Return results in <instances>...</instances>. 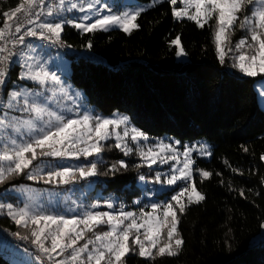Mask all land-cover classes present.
I'll return each instance as SVG.
<instances>
[{"label": "trees", "instance_id": "obj_1", "mask_svg": "<svg viewBox=\"0 0 264 264\" xmlns=\"http://www.w3.org/2000/svg\"><path fill=\"white\" fill-rule=\"evenodd\" d=\"M21 3L0 0V27L6 20L3 12ZM173 8L166 0L143 13L137 20L139 27L130 34L120 30L85 33L66 25L60 37L73 51L70 80L101 113H127L152 137L206 139L213 147L212 161L201 162L212 175L196 178L205 199L188 205L183 214L177 212L184 240L179 255L153 260L140 257L137 250L125 257V264H264V238L252 245L264 231V111L255 90L257 78L229 69V59L238 52L236 43L245 37L250 42V36L238 22L221 63L214 44L215 21L201 28L191 20H176ZM177 37L189 57L187 64L176 60L177 47L171 41ZM84 50L87 56L80 55ZM19 71V65L11 70L5 97ZM115 145L113 140L103 145L96 176L77 177L69 184L14 176L0 184V204L8 201L22 207L27 196L31 206L36 190L45 194L58 190L66 198H84L88 204L99 197L103 202L109 199L114 209L139 215L145 206L143 202L135 205L134 200L140 196L138 182L148 167L135 153L125 155ZM48 159L39 157L26 172L43 169ZM0 227L28 237L25 240L36 246L30 228L18 226L5 208L0 209ZM100 232L103 229L97 227L93 236ZM0 264L11 262L0 253Z\"/></svg>", "mask_w": 264, "mask_h": 264}, {"label": "snow or ice", "instance_id": "obj_2", "mask_svg": "<svg viewBox=\"0 0 264 264\" xmlns=\"http://www.w3.org/2000/svg\"><path fill=\"white\" fill-rule=\"evenodd\" d=\"M183 7L177 10L173 8L172 14L176 18H187L194 21L197 26L203 28L209 21L214 20V44L221 63L224 62L227 52L225 48L230 42V35L234 31V26L239 22L241 29H247L250 33L249 38H241L235 45L237 50L247 46L248 52L241 51L236 56L234 67L248 77L264 75V0H181ZM66 0H59L58 6H48L47 15H53V11L60 9L72 11L78 9L80 12H86V9H93L94 3L87 2L78 5L70 3L65 8ZM172 5H177V0H170ZM38 6H44V0H24L11 11L3 12L6 18L3 27H0V86L6 82L8 65L11 58L15 55L7 44L12 37L13 47L16 44H23L25 36L39 37L40 39L59 42L61 32L65 23L72 24L78 30L88 33L98 29L107 31L109 26H119L125 33H131L139 25L137 18L141 15L140 11L123 12L122 14H110L102 19H96L92 23H85L84 20L90 17L81 18V22L75 20H65L62 22H40L36 20L44 14L43 7L37 12ZM105 8L108 5H104ZM190 9L194 12L190 13ZM247 12L243 18L240 13ZM22 13L21 16L17 14ZM15 18L16 26L14 31L9 20ZM26 20L29 24H35V28L29 27L21 34L23 24ZM36 28L40 29L39 32ZM177 47L176 55L184 56L186 53L180 45V39L177 37L171 41ZM90 49L91 43L87 45ZM227 51H232L228 48ZM32 65H28V71L21 73L20 79H30L45 85L51 80L54 84H60V80L55 74L43 70L32 71ZM64 96L67 91L61 88ZM8 107H13V101H16L22 94L18 91H12L10 94ZM23 106L21 111L35 115V118L43 121L41 127H37L34 119H25L23 121L10 122L5 125L4 120H0V127L11 128L15 133L20 134L22 128L28 129L27 140L11 138L10 143L13 146L10 150L0 154V161L8 162V166H0V184H4L10 178L26 174L28 180L43 179L44 183L69 184L79 178H87L97 175V164L91 163L90 166H81L75 170L71 167H61L59 170L48 171L46 177L39 173L42 169H36L35 172H26L32 167L33 161L39 157H59L75 158L80 156L85 158L93 154H99L102 151L100 142L108 139L112 132L111 128L127 124V117L121 119L102 118L100 116L83 115L80 118L66 119L64 115L58 114L47 107L41 106L34 100L29 102L30 93H24ZM40 95V93H36ZM47 116V120L44 117ZM36 133L35 136L32 134ZM132 141L147 140L146 134L135 127L125 128L123 136L119 132L115 133L117 141L115 147L120 148L125 155L130 154L133 149L128 147L125 138L129 137ZM191 149H185L182 161V167L175 169L178 175H172L166 182L168 185L175 184L178 180L188 181L192 177L191 165L193 161L189 158ZM247 151V149H245ZM165 153H172L165 155ZM140 156L146 164L151 166L159 160L165 163L168 160H178L176 149L170 144L163 142L147 151L140 150ZM264 159V156L261 157ZM122 167H126L120 162ZM116 170V165L112 166ZM212 174L208 171H201L200 176L209 178ZM144 179V177H141ZM157 181L160 177L157 175ZM187 195V204L183 198ZM243 195V192H241ZM205 197L197 191L194 182L189 186H184L179 192L173 195L170 201L164 204H151V212L140 211L136 213L121 211L118 214L111 212H88L84 217L67 218L64 215L42 214L33 212L29 204L23 207L14 208L11 203L0 204V209L7 208V215L18 225L30 228L31 242L36 245L38 250L47 256L52 264H125V257L138 250V255L142 258L155 259L156 257L178 256L182 250L184 240L178 230L179 217L177 212L183 214L188 205L199 203ZM174 202V203H173ZM96 207V205H92ZM107 207L112 208L109 203ZM127 221V223H125ZM107 224L109 230L95 233L93 238H89L85 243L78 246L80 240L85 239L86 232H93L94 228ZM35 226V227H32ZM264 227V225H262ZM143 230V231H141ZM17 235H19L17 233ZM27 239L28 237H21ZM50 242V243H49ZM91 245V247H90ZM60 257V259H56Z\"/></svg>", "mask_w": 264, "mask_h": 264}, {"label": "rangeland", "instance_id": "obj_3", "mask_svg": "<svg viewBox=\"0 0 264 264\" xmlns=\"http://www.w3.org/2000/svg\"><path fill=\"white\" fill-rule=\"evenodd\" d=\"M165 1L166 0H151L148 3H142L139 0H66L65 8H67L70 3H77L78 5L84 4L86 7L87 2H93L95 6L93 9H86V12H80L78 9L72 10L70 12L63 9H60L59 11L54 10L53 15L46 17L44 22L63 23L65 20H75L76 22H81V18L88 16L90 18L84 20L83 22L92 23L96 19H102L106 15H110V14L119 15L126 11L129 13L133 11H140L142 15L143 13L149 11L153 7ZM58 4H59V0L57 4L54 6V8L58 6ZM104 5H108V7L105 8ZM173 7L176 8L177 10L183 7L181 0H177V5L175 6L173 5ZM189 11L190 13L194 12V9H190ZM246 14L248 13L247 12L243 14L240 13L239 15L241 16V18H243V16ZM183 19L189 20L186 17L179 19L176 18V20H183ZM66 25L73 27L72 24L65 23L64 26ZM73 28L76 29L75 27ZM98 30H102V29H98ZM111 30L123 31L119 26L116 25L109 26L107 31H111ZM248 35L250 36L249 31H248ZM249 43H251V41ZM180 45L183 47L181 42ZM237 51L238 52L235 53L231 57V59H229V69L233 72L237 71V73L243 77H248L245 74L241 73L239 69L234 67L233 65L236 62L234 58L238 56L241 51L248 52L249 50L247 46H245L244 48ZM71 52L73 51L70 48L68 50H61V49L53 48V46H50L49 44L43 42H31L26 44L21 49V51L17 56L16 63L20 66L19 75L18 78L15 79V81L13 82L8 95L4 99L1 108L0 120H4L6 125L7 123L6 120H8V123H10L15 121H23L25 119H34L35 123L37 124V127L44 126L43 121L36 119L34 114L23 112L20 110L21 107L23 106V101H24L23 94L30 93L31 95L28 96L29 102H32L34 100L36 103L40 104L41 106L47 107L50 110L57 112L58 114L64 115L66 119L68 118L77 119L83 115L100 116L102 118H109V119H121L123 117H127V124H122L114 129L111 128L110 126V131L112 132V135L108 139L100 142L102 149H103V145L109 140H113L115 141V143H117L115 139L116 132H119L120 135L123 136V131L125 130V128L131 129L132 127H135L138 130L142 131L135 124L131 115L118 111L109 115H105L101 113L98 109H96L94 105H91L87 101L85 92L79 89L78 87H76L70 80L72 61L69 57V54ZM86 54L87 53L85 50L80 52V55L82 56H87ZM176 60L178 63L181 64L189 63V57L187 53L184 56H180V57L176 55ZM28 65L33 66L32 71H39L42 68L43 70L49 72L50 74H55L57 78L60 80V84H54L51 80H49L46 82L45 85H40L39 83L32 81L30 79H20L21 73L28 71ZM249 78H254V79L257 78V80L255 81V90L258 96L259 105L261 109L264 111V75H257L256 77H249ZM61 88L67 91L68 94L67 96H64L63 92H61ZM12 91H18L22 95L18 97L16 101H13L12 102L13 107L9 108L8 107L10 100L9 94ZM36 93H40V95H36ZM44 119L47 120V116H45ZM2 128L6 129V127H0V129ZM8 129L9 131H11L10 130L11 128ZM35 134L36 133H33L32 135L35 136ZM16 135L20 137L21 140H27L29 138L28 129L26 127L22 128L21 133L20 134L16 133ZM146 136L148 137L147 140H139L136 142L132 141L130 136L125 138L128 147H131L133 149V151L130 154L135 153L139 158H141V160H143L142 157L140 156V150L147 151L148 148H153L155 150V146L163 142L165 144L172 145V147L176 149V154L179 157L178 160H168L165 163H161L158 160L156 164H152L151 166L146 164L143 160V162L148 167V173L146 176H142L144 177V179L140 178L138 182L140 196L134 200V204L139 206L143 202L145 208L142 210H144L145 212H151V204L153 203L164 204L165 202L170 201L171 197L175 195L177 192H179L184 186L186 185L189 186V190H190L193 182L196 187L197 177L201 179H208L200 176L201 171H208L202 167L201 162L203 161L206 163H210L212 161L213 147L211 143L206 139H200L194 142H188V141H182L172 136L152 137L148 134H146ZM3 139H4V135L1 136V140ZM2 145H4V143ZM118 149L122 151L120 148ZM185 149H191L189 158L193 161L191 165L192 177L188 181L178 180L175 184L168 185L166 181L169 178H171L172 175L174 174L178 175V172H175L174 170L183 166L182 161L184 160L183 153ZM171 154L172 153H165V155H171ZM92 157H94L95 159L91 160ZM101 157H102V151L99 154H93L92 156H89L87 158L80 156L79 159L47 157L50 158V160L48 159L47 163L49 164V162H51L53 164L45 165L39 174L40 175L47 174V172L52 168L54 170H59V168L61 167H71L75 170L76 168L81 166H90L91 163H97L101 159ZM41 164H46V162L43 161L41 162ZM157 175H159L160 177L159 181H157L156 179ZM15 192H18V190ZM34 195H35L34 196L35 201L33 200V205H31V208L33 212H40L42 214L64 215L67 218H72L74 216L82 218L88 212H111L113 214H118L119 212L123 211V209L121 208L117 210L114 209L113 207L112 208L107 207L109 203H111L114 206V202L106 198L104 202L101 201L99 197L93 204H88L84 198L82 199L76 197L66 198L64 197L65 194H63L58 190H51L48 191L46 194L42 190H36ZM83 196H86V194H83ZM25 198L27 204H30V201L29 199H27V196H25ZM183 202L187 204V195L183 198ZM3 204L7 205L9 204V202L7 201L4 202ZM24 205H22V207ZM92 205H96V207H92ZM13 207L20 208L19 206H13ZM103 207L107 209L102 210L101 208ZM124 207L126 208V205H124ZM5 209L6 211H8L6 207ZM129 212H133V211H129ZM125 223H127V221ZM97 227L102 228L103 231L109 230V226L107 224H101ZM97 227L94 228L93 232H86L85 239L80 240L78 246L85 243L87 239L93 238L94 237L93 233L95 232V229ZM263 238H264V231L260 236L254 239L252 245H256ZM5 242L6 241H4L3 238H0V253L4 254L7 257V259H9L11 264H44L41 263L37 258H35V256L30 250L19 249ZM42 255L48 260L47 256H45L43 253ZM56 259H60V257H56ZM48 263L50 264L51 261L48 260Z\"/></svg>", "mask_w": 264, "mask_h": 264}, {"label": "built area", "instance_id": "obj_4", "mask_svg": "<svg viewBox=\"0 0 264 264\" xmlns=\"http://www.w3.org/2000/svg\"><path fill=\"white\" fill-rule=\"evenodd\" d=\"M57 2H58V0H44V6H38L35 9V11L39 12V11H41V7H43V12L45 14L46 10L48 9V6L54 7L57 4ZM44 14L39 17V20H36L35 16H33L32 19L35 20L36 23H38L42 20ZM17 15L21 16L22 13L17 14ZM8 23L10 25H12V30L14 31V28L16 26L15 18H13V20H9ZM22 24H23L22 32L20 34H16V35L23 34L27 30V28H29V27L35 28V24H29V23H27L26 20H24L22 22ZM36 31L39 32L40 29L36 28ZM14 39H15V37H12L7 44V47L12 52H14L15 55L11 58V61L8 65V73L6 76V82L3 86H0V109H1L3 102H4V99H5V91H6V88L8 86V83H9L10 72L14 68V66L16 65V59H17L19 52L21 51V49L26 44L31 43V42H43V43L49 44L50 46H53V48H57V49H61V50H68L70 48V46L61 38H60L59 42H54V38L52 40H48V39H40L38 36L37 37L25 36V41L23 44H16L15 47H13ZM0 55H6V54H0ZM0 236H1V238H3V240L7 241L10 244H13L17 248L30 250L33 253V255L35 256V258H37L41 263L49 264L48 260L42 255V253L38 250V248L36 246L30 245L25 239L21 238L22 236L20 234L17 235V233L8 232V231H6L0 227Z\"/></svg>", "mask_w": 264, "mask_h": 264}, {"label": "crops", "instance_id": "obj_5", "mask_svg": "<svg viewBox=\"0 0 264 264\" xmlns=\"http://www.w3.org/2000/svg\"><path fill=\"white\" fill-rule=\"evenodd\" d=\"M22 3H24V0H22ZM47 11H48V9L46 10V12H45V14H44V16H43V18H42V20L40 22H44L45 21V18L49 16V15H47ZM40 22H38V23H40ZM16 65H18V64L16 63ZM0 114H1V109H0ZM6 122L8 123V120H6ZM7 123H6V125H7ZM10 130L11 131H9L8 128H6V129H4V128L0 129V150H1V153L0 154H3L4 151L10 150L13 147L11 145V143H10V139L11 138H18V136L16 135V133L12 129H10ZM3 135H4V139L1 140V136H3ZM19 139H20V137H19ZM3 143H4V145H2ZM0 166H4V167L6 166L7 167L8 166V162H6V161H0ZM0 238H1V236H0ZM5 243L14 246L13 244L8 243L7 241Z\"/></svg>", "mask_w": 264, "mask_h": 264}]
</instances>
